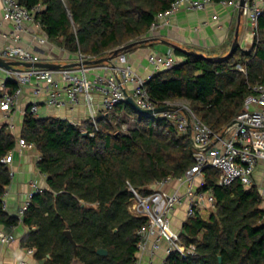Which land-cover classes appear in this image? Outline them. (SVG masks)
Returning a JSON list of instances; mask_svg holds the SVG:
<instances>
[{
  "label": "trees",
  "instance_id": "16d2710c",
  "mask_svg": "<svg viewBox=\"0 0 264 264\" xmlns=\"http://www.w3.org/2000/svg\"><path fill=\"white\" fill-rule=\"evenodd\" d=\"M173 1L18 0L27 9L42 7L35 20L49 43L89 61L111 57L116 49L147 39L154 17ZM189 52L173 49L174 58L181 60L154 73L145 90L156 108L185 102L220 135L242 110L248 85L264 82V14L250 51L238 47L230 58H203ZM8 84L13 90L14 84ZM29 108L18 137L0 124V226L25 227L21 248L32 249L38 263L133 264L136 232L146 220L130 215L129 187L145 196L155 183L181 178L195 165L190 136L160 116L138 115L127 103L114 110L134 119L135 128L127 133L115 130L109 115L97 119L94 132L90 121L75 125L61 118L35 117ZM18 138L38 153L36 166L47 185L31 197L21 222L2 206L11 177L1 160L15 150ZM217 180L215 169L204 170L198 190L212 194L214 209L206 218L197 211L182 226L180 239L193 244L195 253L185 259L171 255L166 264H264L260 191L255 184L244 187L239 182L220 187ZM66 230L77 245V261L63 234ZM98 249L106 250L107 256H98Z\"/></svg>",
  "mask_w": 264,
  "mask_h": 264
},
{
  "label": "built area",
  "instance_id": "2783aa9c",
  "mask_svg": "<svg viewBox=\"0 0 264 264\" xmlns=\"http://www.w3.org/2000/svg\"><path fill=\"white\" fill-rule=\"evenodd\" d=\"M4 19L11 23L13 32L10 39L18 40V34L23 31L24 24L35 22V14L42 10L40 5L27 9L20 5L18 0H2ZM214 6H231L239 9V0L220 1L212 0H174L170 7L157 14L149 28V34L170 26L174 15L180 10L205 11ZM264 14V0L258 3L249 2L242 9V16L248 21L249 35L254 41L258 35V21ZM205 25V23H203ZM148 34V35H149ZM9 38V37H8ZM39 45H47L46 37L34 36ZM76 62L85 61L80 55L75 56ZM0 59L9 62L39 63L42 62L39 55L19 46H0ZM148 64L153 72L169 70L178 64L173 53L159 54L152 52L148 56ZM4 75V82L11 81L14 84L12 91L0 90V112L8 113L17 108L20 97L26 88H31L32 96L38 98L45 96V105L49 108L72 110L83 99L89 112L88 121L94 132L98 131L97 119L102 113L109 115L121 104L127 103V96L142 110H153L156 107L149 99L145 90V84L152 76L142 77L137 73L126 57L119 54L109 63L97 66H78L71 69L46 70L37 68L15 67L7 70L0 67ZM96 71H101L99 74ZM239 71L245 74L243 68ZM90 72H95L89 77ZM58 75L59 80L54 79ZM249 93L244 98L242 110L220 135H215L212 130L201 122L188 105L172 104L160 116L169 122L179 133L188 134L193 141L195 165L178 179L167 178L152 187L148 195H140L132 187L128 211L131 216L144 218L145 225L136 232V253L133 264H166L167 257L178 254L186 258L195 253L193 244L185 245L180 239V234L171 230V217L180 207L185 206L186 219L193 218L196 212L206 209H214V198L208 192L198 190L196 182L203 178V172L207 168H213L218 172L217 185L229 187L239 182L244 187L253 185V175L259 164L264 166V82L248 85ZM100 96L99 110L94 106L93 94ZM29 111L37 117L39 104L31 103ZM189 125L191 132L189 133ZM90 136H93V133ZM20 147H28L23 139H18ZM12 152L6 155L1 162L10 165ZM40 157L38 156L37 160ZM13 173L10 171V177ZM172 182L177 183V189L171 192L165 188ZM31 197L41 192L35 182L30 183ZM182 189V190H180ZM264 199V190L261 192ZM6 192L2 198L3 209ZM30 202V201H29ZM29 203L18 213V220L22 216ZM15 240L10 233H0V246ZM28 255H33L32 249H27ZM19 264H28L20 260Z\"/></svg>",
  "mask_w": 264,
  "mask_h": 264
},
{
  "label": "crops",
  "instance_id": "0c3cea01",
  "mask_svg": "<svg viewBox=\"0 0 264 264\" xmlns=\"http://www.w3.org/2000/svg\"><path fill=\"white\" fill-rule=\"evenodd\" d=\"M248 1L258 3V0ZM237 20L238 8L231 6H214L201 12L180 9L172 18L170 26L163 27L147 36V39H154V41L145 46L130 50L126 53V57L132 68L142 77H148L155 73L147 60L152 52L159 54L173 53V49L179 48L184 51H195L208 58H222L229 52L234 39L235 29L238 25ZM248 30V21L245 17L241 16L238 29V47L244 52L250 51L253 44ZM12 32L11 23L4 19L3 3L0 0V46L15 45L22 47L39 55L42 62L63 65L76 63L75 56L69 55L54 44L48 42L47 45L42 46L34 40V36L46 37L40 29L38 20L25 23L23 31L18 34V40L10 39ZM56 50L59 51L57 52ZM180 60V58H177V61ZM97 72L99 74L102 73L101 71ZM94 74L95 72H90L88 75L92 77ZM54 79L58 81L59 76L55 75ZM7 82L12 83L11 81L4 82V75L0 71V90L12 91L11 85H7ZM93 97L94 106L99 110L100 96L94 93ZM45 99L44 95L38 98L33 97L31 88H26L19 99L17 108L8 113L0 112V124H6L8 129L18 137L24 112L33 102L39 104L37 117L61 118L75 125H81L88 121L89 112L83 99L72 110L49 108L45 105ZM99 117H102V113ZM12 155V162L8 166L13 176L11 177L10 185L5 191L6 208L4 210L10 216L17 217L19 211L30 201V194L32 193L30 183L35 182L40 190L47 189V185L46 176L41 174L37 169L38 153L32 145L29 144L28 147L23 148L17 143ZM202 182L203 178L198 179L196 185L199 186ZM253 184L257 186L260 192L264 190V166L261 164L258 165L254 172ZM176 189L177 183L175 182H172L165 188L168 192ZM262 208H264V203H262ZM185 210L186 207L182 206L171 217V229L173 228L174 233V229L178 227L182 228L186 221ZM198 213L204 217L206 210H201ZM0 233H10L15 238L13 242L0 246V264H19L20 260H24L28 264H38L33 255H28L21 248V238L27 233L25 227L21 224L11 228L0 226Z\"/></svg>",
  "mask_w": 264,
  "mask_h": 264
},
{
  "label": "water",
  "instance_id": "95a60500",
  "mask_svg": "<svg viewBox=\"0 0 264 264\" xmlns=\"http://www.w3.org/2000/svg\"><path fill=\"white\" fill-rule=\"evenodd\" d=\"M246 3H247V0H239L238 20H237L238 21V25H237V27L235 29L234 39H233L232 44L230 46L229 52L223 58H230L234 54L236 49L238 48L239 23H240V18L242 16V9L245 7ZM152 41H154V39H144V40L136 41V42H133L131 44L125 45L123 47H120L119 49H116L113 52V55L111 57H104V58H101V59L91 60V61L85 60V61H83L81 63L76 62V63H68V64H64L63 65V64L50 63V62H39V63L31 64V63L18 62V61L9 62V61L0 59V67L4 68V69H7V70H11V69H13L15 67H22V68H26V69H28V68H37V69H46V70L55 71V70H60V69H71V68H75V67H78V66H97V65H100V64H103V63H109V62H111L112 59L117 57L119 54H121V53L126 54L132 48L140 46V45L148 44V43H150ZM189 53L193 54V55H197L199 57L205 58L204 56H202V55H200L198 53L192 52V51L189 52ZM126 102H127V104H129L133 108V110L138 115L146 116V117H152V116L159 115L161 113L166 112L170 108V107H163V108H155L153 110H142L128 96H127V101ZM234 123L235 122H233L232 124H234ZM190 132H191V127L189 125V133ZM82 135L83 136H87V133L83 132ZM191 146L193 147V141L192 140H191ZM63 234L66 237V239L70 242V244L72 245L73 252H74V261H77V245L74 242V240L72 239L71 233L68 230H66V231L63 232ZM96 254L98 256L105 257V256H107L108 253L104 249H98L96 251ZM219 260H220V258H219ZM43 262L44 261H40L38 264H43Z\"/></svg>",
  "mask_w": 264,
  "mask_h": 264
},
{
  "label": "rangeland",
  "instance_id": "374dc122",
  "mask_svg": "<svg viewBox=\"0 0 264 264\" xmlns=\"http://www.w3.org/2000/svg\"><path fill=\"white\" fill-rule=\"evenodd\" d=\"M57 52L59 50H56ZM240 65L236 66V69L239 70ZM175 104L177 105H187L185 102H176ZM109 119H110V123L113 126V128L115 130H119L123 133H127L129 130L134 129L135 128V121L132 117H129L127 115H125L124 113H118L116 111H114L113 113L109 114ZM18 129V126H17ZM264 203V202H262ZM212 210L211 209H206V213L204 218H206L208 216V213H210ZM187 220V219H186ZM173 231V228L171 229ZM176 234H181L183 232L182 228L178 227L174 229Z\"/></svg>",
  "mask_w": 264,
  "mask_h": 264
}]
</instances>
